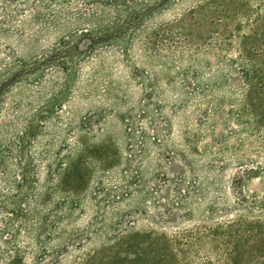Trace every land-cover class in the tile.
I'll use <instances>...</instances> for the list:
<instances>
[{
	"label": "rangeland",
	"instance_id": "374dc122",
	"mask_svg": "<svg viewBox=\"0 0 264 264\" xmlns=\"http://www.w3.org/2000/svg\"><path fill=\"white\" fill-rule=\"evenodd\" d=\"M243 2L230 0L223 16L206 0H115L110 47L82 62L65 89H60L62 73L43 68L48 56L40 55L63 26L43 29L25 19L17 31L0 40V145L33 114L36 145L31 149L35 155L44 149L53 168L69 147L74 153L77 138L95 143L75 154L62 182L36 207L40 215L57 211L63 216L44 243L53 249L64 242L60 264H177L150 231L170 232L193 223L214 198L218 200L214 217L224 215L223 208L232 202L228 183L235 165H227L216 187L204 183L195 191L185 161L207 160V155H194L191 149L203 153L215 141L234 145L238 139L237 133L226 131L238 125L225 118L238 82L234 72L229 74L225 65L217 64L216 55L233 57L242 41H247L249 53H264V45L258 49L264 43V6L257 0ZM237 11L258 16L250 22ZM214 40L222 41L220 49L209 47ZM12 50L14 58L9 56ZM11 57L24 64L3 74L1 69ZM187 64L199 69L203 86L208 84L196 94L192 76L180 81L178 75ZM216 77L219 83L213 87ZM206 99L217 112L200 123L201 113L208 112ZM88 117L91 128L83 130L81 120ZM6 163L12 165L10 160ZM46 173L41 164L40 183ZM178 187L183 193L194 192L175 204ZM68 192L76 203L70 206L69 200L61 208ZM31 208L25 211L26 223ZM166 209L173 212L170 222L163 220ZM3 214L0 208V219ZM30 230L32 235H49L40 226ZM165 253L169 261L163 263L160 256ZM21 261L30 264V257L24 255Z\"/></svg>",
	"mask_w": 264,
	"mask_h": 264
},
{
	"label": "trees",
	"instance_id": "16d2710c",
	"mask_svg": "<svg viewBox=\"0 0 264 264\" xmlns=\"http://www.w3.org/2000/svg\"><path fill=\"white\" fill-rule=\"evenodd\" d=\"M206 1L213 10L226 15L230 0ZM257 1V4L264 6V0ZM247 2L244 0L243 3ZM114 4L115 0H0V40L17 31L18 25L25 19L43 29L63 26L64 31L40 55L48 56L43 68H57L62 73L60 89H65L69 87L70 76L77 72L82 62L97 58L102 50L106 51L110 47L113 38L109 32L114 24V16L110 12ZM239 15L252 22L258 13L251 15L250 12L241 11ZM246 42L239 43V51L233 57L223 59L216 55L217 64L225 65L229 74L234 72L238 82V93L225 115L226 119H232L238 125L237 128L226 129L228 135H239L236 144L215 141L213 147L210 146L203 153L191 149L194 155H207L206 161H185L195 191H200L204 183L216 187L222 181L227 165L234 164L235 170L228 183L232 190V202L223 208L224 215L220 218L214 217L218 202L214 198L193 223L170 232L160 228L150 231L161 239L169 258L177 264H264V53H249ZM222 44L221 40L208 43L215 50L220 49ZM262 45L264 43L260 42L258 49ZM13 54L12 50L9 56ZM12 57V60L4 63L1 69L3 74H10L16 65L24 64L23 59ZM191 66L187 64L181 67L178 75L180 81H185L188 74L192 76V89L196 94L208 84H201L199 69ZM212 83L216 87L218 77ZM205 103L209 106L208 112L201 113L200 123H205L217 112L211 100L206 99ZM33 119L34 114L20 121L17 131L0 145V208L4 212L0 219V235L4 244L0 246V264H22L24 255L30 257V264H60L64 242L53 249H48L44 243L45 238H49L53 230L58 228L63 216L57 211L40 215L36 207L44 203L46 193L53 186L62 182L61 176L72 164L73 157L83 154L88 146L95 145L83 141L82 137L77 138L72 146V149L75 147L74 153H71L68 145L67 154L53 168L44 149L38 150L36 155L31 149L36 145ZM91 124L88 117L81 120L80 127L88 130ZM243 147L249 151L245 152ZM183 158L188 159L187 154ZM7 160L12 161V165L8 166ZM41 164L47 173L40 183L37 174ZM253 179L256 180L255 186L249 187ZM182 190L178 187L175 204L181 203L190 192H194L187 189L183 193ZM74 197L70 192L66 193L60 201V207L69 200L70 206L74 205L77 200ZM29 205L32 206L31 216L26 223L25 211ZM164 212V222L172 221V209ZM39 226L49 235H32L30 229ZM160 257L163 263L169 261L166 253Z\"/></svg>",
	"mask_w": 264,
	"mask_h": 264
}]
</instances>
